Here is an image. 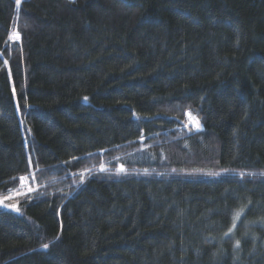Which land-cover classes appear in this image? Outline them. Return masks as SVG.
Returning <instances> with one entry per match:
<instances>
[{"label":"trees","instance_id":"trees-1","mask_svg":"<svg viewBox=\"0 0 264 264\" xmlns=\"http://www.w3.org/2000/svg\"><path fill=\"white\" fill-rule=\"evenodd\" d=\"M31 174L0 264H264V0H0V193Z\"/></svg>","mask_w":264,"mask_h":264},{"label":"rangeland","instance_id":"rangeland-1","mask_svg":"<svg viewBox=\"0 0 264 264\" xmlns=\"http://www.w3.org/2000/svg\"><path fill=\"white\" fill-rule=\"evenodd\" d=\"M14 35H15V33L12 36H14ZM12 40L17 41L14 39H12ZM186 118L188 119V122L186 124H188V126L191 125L194 128L193 124L189 123V117L187 115H186ZM74 176L75 177H72V176L71 177H72V179L74 178V180H75L77 178V176H80V175L76 174ZM22 177H27V176H22ZM66 178H69V176H67ZM30 179H31V181L34 179L33 174L30 175V178L27 177V180L25 182H23V184L19 178V184L17 186L13 187L12 189H9L6 192L0 193V200H3V203L0 204V208L11 210L15 213H20L21 209H20L19 201L24 199L26 196L30 197V195L34 192V191L28 192L29 188L33 189V188H36L38 186V184L37 185L31 184ZM18 193H25V195H19ZM9 196H11L12 198L7 199V197H9ZM4 205H16L19 208V211L14 210L12 207H5Z\"/></svg>","mask_w":264,"mask_h":264},{"label":"snow or ice","instance_id":"snow-or-ice-1","mask_svg":"<svg viewBox=\"0 0 264 264\" xmlns=\"http://www.w3.org/2000/svg\"><path fill=\"white\" fill-rule=\"evenodd\" d=\"M21 3V0H17V4H20ZM10 39H14V40H19L20 39V35H19V32H16L14 36H10ZM85 99H87V97H85ZM186 115L189 117V122L193 124L194 128L199 130L200 127H201V124H200V120H199V117L198 116H194L190 111L186 112ZM185 127H188L187 124H185ZM101 171H104V166L101 165V168H100ZM118 171L120 172H123L125 171V169L123 167L119 168ZM209 175H218L219 173H214V172H210L208 173ZM20 180L23 184V182H25L27 180V177H20ZM83 181V176H81V182ZM31 191H34V189H31L29 188L28 189V192H31ZM19 195H25V193H18ZM12 197L9 196L7 197V199H11ZM3 203V200H0V204ZM5 207H12L14 210L16 211H19V208L16 206V205H4ZM243 210L239 211V212H236L235 213V218L238 219L241 215ZM233 227H235V224H233ZM233 231V228H229L228 229V232L225 233V235H228L230 234L231 232ZM239 241H237V246H239ZM44 248H47L48 245L45 244L43 245Z\"/></svg>","mask_w":264,"mask_h":264},{"label":"built area","instance_id":"built-area-1","mask_svg":"<svg viewBox=\"0 0 264 264\" xmlns=\"http://www.w3.org/2000/svg\"><path fill=\"white\" fill-rule=\"evenodd\" d=\"M202 128H203V126L200 127V129H202Z\"/></svg>","mask_w":264,"mask_h":264}]
</instances>
